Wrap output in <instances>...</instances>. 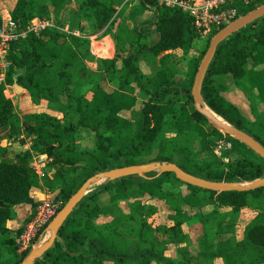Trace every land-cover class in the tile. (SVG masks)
Segmentation results:
<instances>
[{
  "label": "trees",
  "instance_id": "trees-1",
  "mask_svg": "<svg viewBox=\"0 0 264 264\" xmlns=\"http://www.w3.org/2000/svg\"><path fill=\"white\" fill-rule=\"evenodd\" d=\"M43 1L15 0L9 10L13 20L22 28L35 18L66 27L59 16L72 0ZM145 1L135 10L134 19L144 14L146 5L156 6L157 19L147 28L155 30L158 41L150 46L144 30H135L134 37L121 26L120 46L113 60L91 55L86 32L88 26L100 31L110 25L119 0H75L78 17L87 25L79 20L70 29L84 37L49 29L12 46L8 55L11 68L0 83V135L7 131L12 144L0 148V264H21L27 257L18 254L15 243L24 227L12 234L6 224L13 219L17 206L26 204L36 209L38 203L31 192L40 181L50 192H58L55 200L64 208L88 179L123 167L174 163L189 174L214 182H251L264 176L260 157L216 128L208 132L209 121L190 109L198 68L212 38L223 28L213 31L199 56L191 60L186 79H182L183 73L171 63L169 53L188 55L200 36L180 9ZM262 4L237 7L245 16ZM79 61L82 71L104 75L87 90L73 72ZM228 81L250 99L254 120L225 98ZM15 84L23 87L37 105L47 102L54 107L63 114V120L49 112L20 117L5 94L6 88ZM114 84L116 87H111ZM203 96L218 117L264 146V19L218 47ZM71 117L76 123H64ZM83 132L91 137V145L82 152L77 136ZM170 133L172 137H168ZM22 134L31 140V149L20 156L14 153L13 145L21 143ZM220 141L230 142L233 150L217 157L214 147ZM35 155H47L64 171L52 179H40L30 167ZM17 158L25 162L23 167L16 165ZM156 176L108 182L90 193L61 230L55 247L37 264H193L202 258L223 264H264V189L218 194L182 183L187 190L184 193L172 188L181 184L174 174ZM153 201L164 202L172 212L169 221L174 225L170 229L173 234L166 243L157 241L146 224L156 212L148 203ZM123 202L129 204L128 214L121 208ZM246 208L259 211V216L238 240L237 219ZM100 217L113 220L99 227L96 220ZM193 222H216L215 243L204 244L197 256L180 252L177 259L166 257L165 244L186 241L182 227ZM127 224L129 234L123 236L121 227Z\"/></svg>",
  "mask_w": 264,
  "mask_h": 264
},
{
  "label": "water",
  "instance_id": "water-1",
  "mask_svg": "<svg viewBox=\"0 0 264 264\" xmlns=\"http://www.w3.org/2000/svg\"><path fill=\"white\" fill-rule=\"evenodd\" d=\"M263 19L264 5L241 17L231 25L223 28L212 38L209 49L198 68L191 95L193 97L195 109L199 114L205 117L217 130L245 145L264 162V146L254 137L234 127L230 123L220 122L206 106L203 96L204 84L211 65L215 60L218 47L236 34L242 32L247 27L252 26ZM13 89L18 95H21L25 92V89L17 84L14 85ZM153 173H157L156 178L161 177L163 174H174L176 179L185 185L218 194L230 192L250 193L264 189V176L258 180L252 181L247 186H240L236 184L209 181L194 176L182 170L174 163H151L101 172L88 179L79 189V191L70 198L68 203L49 225L48 232L50 233V238L48 242L44 246H38L33 251H31L21 264H37L38 261L43 259L47 253L55 247V244L59 240V234L61 230L64 228L71 216L75 213L84 198L90 194V189L94 184L100 182L103 179H106L107 183H114L119 180L137 176L142 179H146L148 175Z\"/></svg>",
  "mask_w": 264,
  "mask_h": 264
},
{
  "label": "built area",
  "instance_id": "built-area-1",
  "mask_svg": "<svg viewBox=\"0 0 264 264\" xmlns=\"http://www.w3.org/2000/svg\"><path fill=\"white\" fill-rule=\"evenodd\" d=\"M160 7L168 9H180L187 14L192 26L199 34L200 38H211L215 29L225 28L241 16L238 4L242 6H251L257 3H263L264 0H151ZM260 5V6H262ZM259 6V7H260ZM1 16L0 26V82L5 80V75L11 68L8 61V55L12 46L21 41L27 40L30 36H39L49 29H59L60 31L73 35L75 37H84L78 30H71L70 26L59 28L53 20L45 18H35L28 26L22 28L12 18L9 10H5ZM88 39V37H87ZM104 50V49H103ZM98 50L93 52L92 56L97 57L105 54L107 50ZM97 59V58H96ZM31 143V140H27ZM233 150L230 142L220 141L214 147V154L220 157L224 152ZM51 159L47 155H35L30 167L40 179L46 176V170ZM63 209V204L56 201L55 198H48L38 202V206L33 212L31 220L24 226L22 232L15 237L17 252L24 255L33 251L39 246L48 232L49 225Z\"/></svg>",
  "mask_w": 264,
  "mask_h": 264
},
{
  "label": "rangeland",
  "instance_id": "rangeland-1",
  "mask_svg": "<svg viewBox=\"0 0 264 264\" xmlns=\"http://www.w3.org/2000/svg\"><path fill=\"white\" fill-rule=\"evenodd\" d=\"M40 1L42 2V0H40ZM14 2H15V0H0V8L1 9L5 8L7 10H10V8L13 6ZM47 3L48 2L46 0L43 1V4H47ZM76 5H77L76 2H74V0H72V3L70 2V4H68L63 9V11L60 13V16H59V18L61 17L63 19L64 23H66L67 25H69L73 28L75 27L77 22H79V20H81V19H79L78 15L76 13L78 10V5L77 6ZM154 10L155 11H152V16H153L152 20L153 21L157 17L156 6L154 7ZM121 14H122L121 12L119 14H117V17H119ZM82 22H84V21H82ZM84 25H87V22H84ZM130 26L132 27V25H130ZM113 27H115V24H113ZM87 31H89L91 33L98 32V31L89 30V28ZM208 40H210L209 37H206L203 39L199 38L195 43V48L192 51H190V53L188 55H186L182 52L169 53V54H171L170 55L171 63L173 65H175L176 68L181 70V72L183 73L181 75L182 79H186V75L188 73L189 64L191 63V60L194 58H197L199 56V53H201V50L204 49V46ZM98 47L99 46H97V48ZM84 49H86V48L83 47L82 50H84ZM103 55L108 56V52L103 54ZM99 56H101V55H99ZM82 67H83V63L81 61L77 62L75 68H73V72H74V74H76L77 76H79L81 78L82 85H84V90L89 89L90 88L89 86H91V88H92L93 85H95L96 83L100 82L103 79L104 75L102 73L93 74V73H89L86 71H82ZM76 75L74 76L75 77L74 81H76V78H77ZM225 84H226L227 89H228L227 93L224 94L225 98L227 100H229L230 102H232L234 105H236L242 111V113L244 115H246L250 120H254V113L250 107V105H251L250 99H248L245 96V94L242 91H240L233 84V82L228 81ZM111 87H116V85L114 84ZM12 94L13 93L8 94V95L12 96ZM15 104L18 105L19 100H15ZM29 106H30L29 109L26 110V112H28V114H33L35 112L36 113L49 112L51 115L57 116L59 119L63 120V114L60 113L58 110H56L54 107L49 106V104L47 102H42L41 104L37 105L32 100V104ZM190 109H191V111L196 110L194 103H192L190 105ZM32 111H35V112L31 113ZM262 116H264V113L262 114ZM21 117H23V116L21 115ZM68 121L69 122L66 121L64 123H66V124L76 123L75 119H73L72 117L69 118ZM214 128L215 127L212 124H210V126L207 127V131L212 132ZM172 136H173L172 133L168 134V137H172ZM77 142H78V146L80 147V151H82V152L86 151L89 149V147L91 145L90 144L91 143V137L88 136L84 132L80 133L77 136ZM236 154H237V152H236ZM236 154L231 155L233 159H235L237 157L238 154L237 155ZM238 157H239V155H238ZM51 164H52V161H51ZM47 170H48V168H47ZM251 182L237 181V182H220V183H229V184H236V185H240V186H243V185L247 186ZM106 183L107 182H101V183L95 185L94 187L98 186V188H100L103 185H105ZM172 188L175 189L176 191H182L184 193H187L186 187L182 183L181 184L175 183V185ZM90 193H92V192H90ZM128 205L129 204L127 203V204H124L122 206L123 209H125L127 211L126 212L127 214L130 211ZM151 205H153V208L156 210V212L153 213L152 216H150V218H148V220H146V224L148 227H150L149 230H150L151 235H154V238L157 239V241L166 243L167 241H169V236L173 234L170 229L174 226L173 223H171V221H169V214H168L169 211L166 208L165 204L162 202L155 201V202H152ZM207 210H210V209H207ZM136 223H139V222H136ZM136 223H132V224H136ZM216 224H217L216 222H212V223L207 224V225H202L200 223L193 222V223H190L189 225L188 224L184 225L182 227V233H183V235H185L187 237L186 241L174 242V243L171 242L170 244H165V247H166L165 248V255L168 258L177 259L178 258V252H188L190 254H194V253L196 254L197 252H201L202 246L204 244L212 245L217 240L218 236H217V232H216ZM127 225L128 226H126V227L125 226L121 227V229L123 228V230H124V232H123V230H121V232L123 233V236L126 233L129 234L126 230L129 229L130 224H127ZM164 227H165V231L163 230ZM244 230H245V228H242V226L237 227L236 236H237L238 240L242 239V234H243ZM49 236L50 235L48 233L47 237L49 238ZM131 236H133V235H131ZM46 240L47 239H45L43 241V243ZM193 264H223V262L221 260H215V261L211 262L206 258H202L200 261L193 262Z\"/></svg>",
  "mask_w": 264,
  "mask_h": 264
},
{
  "label": "crops",
  "instance_id": "crops-1",
  "mask_svg": "<svg viewBox=\"0 0 264 264\" xmlns=\"http://www.w3.org/2000/svg\"><path fill=\"white\" fill-rule=\"evenodd\" d=\"M119 1H120V4L118 3V5L115 6V9L117 10V12L114 16V19L112 20V23L109 26H106L104 29L98 32H94V33H91L89 31L86 32V37H88V41L90 44L89 51L91 55L93 52L97 53V50H98L97 46H99L100 51L104 49V50H107L105 53L108 52V56H104V55L97 56L95 57L97 59L113 60L116 57L118 50H119V46H120L118 42V36H119V29L121 26L126 27L129 33H132L134 37L136 35V34L134 35L135 30H144L145 31L144 34L148 36V42L150 46H153L158 41V36L156 35L155 30L153 29L148 30L147 28V27H150L152 24H154L157 19L155 18L154 21L152 20L153 18L152 11H155L154 6L146 5L147 10L144 12V14L134 19L136 17V16L134 17L133 15L135 10L138 7H140V5L143 2L145 3L146 1L145 0H119ZM5 10L7 9L5 8L0 9V14H4ZM120 12L122 14L119 17H117V14H119ZM81 21H83L82 17H81ZM113 24H115V27H113ZM130 25H132V27ZM88 28L89 30L94 31V29L90 28L89 26ZM175 52L177 53V52H182V51H175ZM11 93H13L14 95L12 94V96L11 95L9 96L8 94H11ZM15 93L16 92L14 91L13 87L6 88V91H5L6 97L13 101L18 115L20 117L21 115L22 116L27 115L28 112H26V110L29 109L30 107L29 105L32 104L31 97L28 95L26 91L21 95H18L17 93L16 94ZM15 100H19L18 105L15 104ZM33 112L35 111H32L31 113ZM27 140L28 138L26 137V135L22 134L20 137L21 143L13 145V150L15 154L22 156L26 152L30 151L31 143H29ZM8 145H12L9 141V133L7 131H2L0 135V148L6 147ZM15 162L18 167H23L25 165V162L20 160V158H17ZM59 171H64V167L61 164L52 162L51 168L46 170V176L52 179L53 175ZM57 195H58V192L57 191H55L54 193L50 192L48 188H46L43 181H40L39 186L33 189L31 192V196L33 200L35 201V203L44 201L48 198H55ZM158 202H161V201H158ZM148 203L151 204L152 202H148ZM124 204H127V202L121 203L122 209H123L122 206ZM166 208L169 211L168 213L169 216H171L172 212L169 210L167 206ZM123 210L125 213L127 212L125 209ZM33 212H34V208L31 205L25 204V205L17 206L13 211V219L6 224V228L9 229V231L12 234H15L17 231L22 229L27 224L28 220L33 215ZM258 216H259V211H256L251 208H246L242 210L241 213L239 214L238 219H237V224L238 226H242V228L248 229L256 222V220L258 219ZM112 220L113 218L111 217H100L99 219L96 220V225L99 227H102L105 224L111 223ZM45 239L47 240L44 242V244L47 243L49 238L46 237ZM198 253L199 252H197L196 254L195 253L191 254V255L197 256ZM6 259H7V256L4 258V260ZM3 264H7L6 261L3 262ZM109 264H112V263H109Z\"/></svg>",
  "mask_w": 264,
  "mask_h": 264
},
{
  "label": "bare ground",
  "instance_id": "bare-ground-1",
  "mask_svg": "<svg viewBox=\"0 0 264 264\" xmlns=\"http://www.w3.org/2000/svg\"><path fill=\"white\" fill-rule=\"evenodd\" d=\"M207 106V105H206ZM208 107V106H207ZM211 111V110H210ZM212 112V111H211ZM212 114L220 121V122H222V123H226L223 119H221L220 117H218L214 112H212ZM101 182H107V180L106 179H103V180H101L100 182H98V183H96V184H94L92 187H91V189H90V192H94V191H96V189L98 188V186L97 187H94L95 185H97V184H99V183H101ZM48 233L49 232H47L46 233V235H45V237H44V239L48 236ZM49 235H50V233H49ZM49 238H50V236H49ZM43 239V240H44ZM43 240L41 241V243H40V245H39V247H42V246H44L45 244L43 243L42 244V242H43ZM49 240V239H48ZM48 242V241H47Z\"/></svg>",
  "mask_w": 264,
  "mask_h": 264
}]
</instances>
